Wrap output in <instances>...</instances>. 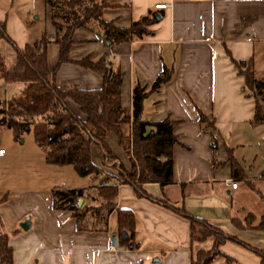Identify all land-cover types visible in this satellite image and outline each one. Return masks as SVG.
<instances>
[{"label": "crops", "instance_id": "obj_1", "mask_svg": "<svg viewBox=\"0 0 264 264\" xmlns=\"http://www.w3.org/2000/svg\"><path fill=\"white\" fill-rule=\"evenodd\" d=\"M156 5L163 8L156 9ZM41 9L39 15L14 0H0V23L15 48L34 45L39 50L41 39L54 36L43 0ZM147 14L153 22L146 26V35L110 46L103 44L95 23L78 28L72 35L69 60L88 57L96 62L104 57L111 69L117 68L122 74L119 106L126 112L131 108L132 85L147 88L165 69L169 79L142 101L140 118L148 123L174 122L171 179L161 186L145 183L141 189L153 199L182 208L238 241L262 249L264 230L252 228L264 215V197L252 198L250 193L260 192L250 186L235 156V147L257 136L259 125L251 124V100L241 91L242 78L231 60L250 61L254 78L264 82V0H105L100 18L127 28ZM44 51L50 70L56 63L57 47L48 43ZM0 59L6 71L13 69L15 52L2 39ZM101 83L98 75L71 63L55 69L57 87L92 91ZM20 89V84L0 80V103L15 98ZM197 112L205 122L198 120ZM258 138L264 144V134L259 132ZM105 143L126 169L127 159L114 135L108 134ZM0 150V233L7 235L11 264L190 263L197 244L190 243L188 222L135 197L129 186H115V209L133 217L136 248L131 250L117 245L114 211L107 215L104 231L90 232L77 231L69 211L51 208V191L56 189L80 190L79 206L91 204L89 193L95 184L90 178L78 177L70 166L47 165L31 133L16 141L11 130L0 127ZM228 155L238 166L234 174ZM90 157L94 165L110 173L100 165L94 149ZM258 178L264 180V172ZM224 180H234L235 188L225 186ZM237 181L245 186L238 188ZM25 221L29 225L22 231L18 225ZM111 236L116 249L107 252L105 242ZM198 246L209 248L211 240ZM217 248L219 255L209 264H264V257L261 260L231 242Z\"/></svg>", "mask_w": 264, "mask_h": 264}, {"label": "trees", "instance_id": "obj_2", "mask_svg": "<svg viewBox=\"0 0 264 264\" xmlns=\"http://www.w3.org/2000/svg\"><path fill=\"white\" fill-rule=\"evenodd\" d=\"M43 4L47 8L54 36L41 39L39 50L34 45H26L22 50L15 48L0 23V39L11 46L16 58L10 71L3 68L0 59V80L6 84L21 85L15 98L0 103V127L11 130L16 141H20L23 134L31 133L47 165L70 166L78 177H88L95 184L89 193L91 204L76 207L74 200L82 197L80 190L56 189L51 191V208L69 211L77 231L90 232L104 231L107 215L114 211L117 245L135 249L136 244L132 240L133 217L126 210L115 209V186L127 185L135 197L157 204L187 221L191 244L211 239L209 249L198 250L192 255L189 264H209L213 257L219 255L217 247L224 242H231L263 260L264 248L256 249L238 241L205 221L190 216L182 208L153 199L141 189L142 184L155 183L161 186L171 179V147L176 142L172 134L174 122L164 119L148 123L140 118L142 101L159 90L169 79V73L162 69L147 88L134 83L130 112H126L119 106L122 74L117 68L111 69L104 57L96 62H91L88 57L73 62L69 60V48L74 43L72 35L78 28L95 23L103 44L110 46L138 40L146 35V26L153 22V16L147 14L127 28H118L100 18L105 0H43ZM48 43L57 47L56 63L50 70L46 67L44 51ZM62 63H71L98 75L102 82L100 88L82 91L57 87L54 73ZM231 63L236 74L242 78L241 91L245 90L251 100V124L264 128V82L254 78L250 61L231 60ZM71 106L77 109V113ZM197 116L200 122H205L201 113L197 112ZM110 133L127 159V169L117 161L105 143ZM92 149L98 154L100 165L108 167L110 173L103 172L92 163ZM227 160L234 174L237 163L229 155ZM252 229L264 230V215ZM196 231L199 240L193 239ZM122 232L125 233L124 239H121ZM0 264H11V250L7 235L3 232L0 233Z\"/></svg>", "mask_w": 264, "mask_h": 264}, {"label": "rangeland", "instance_id": "obj_3", "mask_svg": "<svg viewBox=\"0 0 264 264\" xmlns=\"http://www.w3.org/2000/svg\"><path fill=\"white\" fill-rule=\"evenodd\" d=\"M14 3H16V5H21V7L29 11L34 10L35 13H38L39 15L42 10L41 9L42 0H14ZM31 19L32 18H30V20ZM256 130H258L257 136L253 135L247 138L246 140H243L242 142H240L239 146L235 147V156L239 160V164L244 170L246 177L249 178L250 186L253 187L255 190L257 189V191L260 192V195L257 194L255 196L254 192L249 189L250 192H253V193H250L252 198H255V200H259L258 198L260 196L264 197V180H260L258 178L264 172V149L262 148L264 144L262 141H260L258 137H259V132L264 134V128L261 125H259ZM22 138H23V135L21 136V139ZM127 168L128 166L126 167V169ZM261 171L263 172L261 173ZM237 185H238V188L245 186V184L242 181H237ZM193 239L199 240L197 231L193 234ZM193 244L195 245L197 244L195 247L196 249L193 251V254H192L193 256L198 250L204 251V250L209 249V248L205 249V248L199 247L198 244H201V242L199 243L194 242Z\"/></svg>", "mask_w": 264, "mask_h": 264}, {"label": "built area", "instance_id": "obj_4", "mask_svg": "<svg viewBox=\"0 0 264 264\" xmlns=\"http://www.w3.org/2000/svg\"><path fill=\"white\" fill-rule=\"evenodd\" d=\"M154 8L160 9L163 8V5H156ZM2 150H0V154ZM223 184L228 186L230 189L235 188V181L234 180H224ZM116 249V240L114 236L108 237L105 242V250L107 252H113Z\"/></svg>", "mask_w": 264, "mask_h": 264}, {"label": "water", "instance_id": "obj_5", "mask_svg": "<svg viewBox=\"0 0 264 264\" xmlns=\"http://www.w3.org/2000/svg\"><path fill=\"white\" fill-rule=\"evenodd\" d=\"M74 203H75L77 206H79V204H80V200H79V199H75V200H74ZM28 225H29L28 222L25 221V222H21V223L18 225V227H19L22 231H24L25 229H27ZM124 238H125V233L122 232V233H121V239H124Z\"/></svg>", "mask_w": 264, "mask_h": 264}]
</instances>
